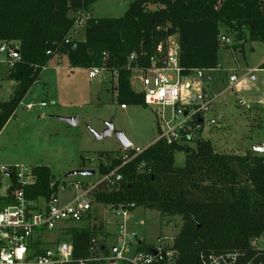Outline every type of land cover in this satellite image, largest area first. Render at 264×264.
Instances as JSON below:
<instances>
[{"label": "trees", "instance_id": "1", "mask_svg": "<svg viewBox=\"0 0 264 264\" xmlns=\"http://www.w3.org/2000/svg\"><path fill=\"white\" fill-rule=\"evenodd\" d=\"M95 1L0 0V40L17 41L23 58L8 73L17 85L10 99L0 102V131L38 81L43 66L58 54L68 58L71 68L117 71L115 89L121 105L145 106L144 94L132 86L133 69L149 68L152 58L161 65L171 36H177L184 75L219 66L222 32L231 33L238 45L244 44L246 32L251 41H264V0H133L120 17L88 18L84 39H68L75 23L73 12L86 11ZM132 54L135 59L130 61ZM177 150L186 155L184 166L175 164ZM132 152L127 148L124 153ZM123 154L101 152L111 165L100 164L99 171L121 164ZM32 168L37 180L25 187L26 197L57 195L60 183L50 166ZM119 171L120 188L100 189L96 200L105 205L135 203L165 218L181 216V228L174 236L178 252L174 264H201L203 254L249 249L250 239L264 233V154L220 153L202 136L194 145L157 140ZM100 231L102 226L88 223L69 229L75 247L72 264L90 257ZM100 244L105 246L104 241ZM150 248L144 241L140 245L141 250ZM104 252L110 250L105 247Z\"/></svg>", "mask_w": 264, "mask_h": 264}, {"label": "rangeland", "instance_id": "2", "mask_svg": "<svg viewBox=\"0 0 264 264\" xmlns=\"http://www.w3.org/2000/svg\"><path fill=\"white\" fill-rule=\"evenodd\" d=\"M131 1L96 0L84 14L88 18L120 17ZM84 29L77 27L70 36L82 40ZM228 35L233 45L221 44L219 66L207 71L201 79L200 87L217 98L213 109L205 115L202 137L211 140L220 153L261 155L252 148L264 142V68L260 67L264 63V41H251L246 32L241 46L231 33ZM105 73L109 81L104 73L91 79L88 69L71 68L65 55L53 57L0 131V161L29 168L40 164L50 166L60 183L59 198L66 202L77 193V182L98 179V163L108 159L101 152H125L116 131L124 134L130 147L145 149L157 141L159 133L153 108L132 104L122 108L114 91L117 81L112 73ZM233 74L237 80L231 85L229 77ZM137 75L131 80L133 88L140 92L142 85ZM16 85L15 80L8 78L6 65H1L0 102L10 99ZM239 101H244V106ZM30 105L33 108L28 109ZM61 117L77 120L72 123ZM211 118L218 120L208 123ZM109 123L113 125L112 134L102 135ZM83 158H86L84 165ZM185 161V153L177 150L176 166H184ZM81 168L95 169L96 175L66 176ZM95 208L94 218L85 222L98 229L102 226L97 239L103 240L115 227L117 218L110 206L95 205ZM138 211L145 223L136 226V230L150 246H157L160 239H173L183 222L179 215L165 218L156 210L139 207ZM60 226L45 235L50 239L69 240Z\"/></svg>", "mask_w": 264, "mask_h": 264}, {"label": "built area", "instance_id": "3", "mask_svg": "<svg viewBox=\"0 0 264 264\" xmlns=\"http://www.w3.org/2000/svg\"><path fill=\"white\" fill-rule=\"evenodd\" d=\"M75 23L70 32L77 27L85 28L88 17L84 11L73 12ZM73 38L72 36L67 37ZM67 39V41H68ZM221 44L233 45L232 38L221 33ZM161 49V47H159ZM179 43L177 36H171L165 57L160 60L152 58L151 66L146 69H133V75L142 85L145 106H151L156 115L158 140L167 144H195L202 136L204 122L200 119L211 111L216 95L200 87V81L194 71L184 75L179 63ZM47 54H51L48 51ZM20 45L17 41L0 40V66L6 65L8 73L22 61ZM135 59L132 54L130 61ZM49 63V62H48ZM48 63L43 69L48 67ZM62 67L61 64L57 65ZM91 79L107 71L105 67L88 68ZM117 81V71L113 74ZM191 79V80H189ZM231 83L237 80L236 75L229 77ZM242 105L244 101H240ZM45 105V103H42ZM125 108L126 105L122 104ZM33 108L30 105L28 109ZM132 153H124L122 163L108 172H100L95 181H79L75 184L77 193L66 202L57 195L49 199L30 200L25 195V187L36 182L33 168L20 164L0 163V264H72L75 260V247L72 239L56 240L49 245L44 243L45 232L55 230L60 223L79 224L93 217L97 208L104 206L96 200L95 193L100 189L112 191L120 188L122 181L121 167L132 160L144 149L130 147ZM111 165L109 159L98 163ZM96 175V174H95ZM6 180L8 181L6 183ZM14 186V188H12ZM110 206L116 222L113 240L109 242L93 239L90 257L78 260L79 264H92L104 260L107 264H174L178 252L173 248L174 238L167 241L160 239L157 246L141 250V237L136 226L144 224L143 218L135 216V203L107 205ZM102 209V208H101ZM105 242L103 247L100 241ZM110 250L105 254L104 249ZM156 250V254L153 252ZM201 264H264V233L253 236L249 249H236L221 253H209L201 256Z\"/></svg>", "mask_w": 264, "mask_h": 264}, {"label": "water", "instance_id": "4", "mask_svg": "<svg viewBox=\"0 0 264 264\" xmlns=\"http://www.w3.org/2000/svg\"><path fill=\"white\" fill-rule=\"evenodd\" d=\"M197 81H200L202 79V76L204 75V71H197ZM191 80V79H189ZM62 119H65L69 122L75 123L76 122V118H71V117H61ZM201 122H204L205 119L201 118L200 119ZM208 123H210V121H207ZM113 132V125L112 123L108 124V128L104 131V133L102 135H110ZM118 136V138L120 139L124 149H127L131 146L130 141L124 136V134L122 132L116 131L115 132ZM102 135H98V138H101ZM253 150L264 154V142L261 145H255L252 148ZM96 174V170L95 169H86V168H81V169H74L72 171H70L69 173L66 174L67 177L69 176H75V175H84V176H94ZM153 252L156 254V250H153Z\"/></svg>", "mask_w": 264, "mask_h": 264}, {"label": "crops", "instance_id": "5", "mask_svg": "<svg viewBox=\"0 0 264 264\" xmlns=\"http://www.w3.org/2000/svg\"><path fill=\"white\" fill-rule=\"evenodd\" d=\"M241 46H243V44H241ZM264 64V63H263ZM262 66V65H261ZM260 66V67H261ZM262 68V67H261ZM213 70V69H212ZM253 70H256L257 71V69L256 68H253ZM209 71V70H208ZM207 72V71H206ZM206 72H204V74L206 73ZM105 76H106V78H107V80L106 81H109L108 80V75H106V73H105ZM196 77L197 76H195L194 78H195V80L197 81V79H196ZM114 79V78H113ZM116 80V79H115ZM131 82H132V80H131ZM200 82H202V80H200ZM201 84V83H200ZM234 83H231V85H233ZM133 86V85H132ZM114 91H115V93H116V89H114ZM217 99V98H216ZM240 102V101H239ZM214 104H215V102H214ZM214 104H213V106H214ZM241 104V103H240ZM242 105V104H241ZM213 106H212V109H213ZM244 106V105H243ZM123 108V107H122ZM125 108H127V107H125ZM211 109V110H212ZM77 120V119H76ZM215 120H218V118H211V119H209L208 121H210V123H212V122H214ZM205 122V121H204ZM85 161H86V158H85V160L82 162V160H81V162H82V165L85 163ZM0 163H5V162H2V161H0ZM7 164H10V163H7ZM59 191H60V188H59ZM78 192V191H77ZM100 206V205H99ZM100 207H102V206H100ZM94 214H93V218H94ZM137 217H141L140 216V214H139V211H138V208H137V210L135 211V216H134V218H137ZM90 219V218H89ZM89 219H87V220H85V221H88ZM85 221H83V222H81V223H79V224H86L87 222H85ZM61 224H63V225H61ZM79 224H71V225H67V224H65V223H60L59 225H58V227L57 228H59V226H60V229L63 231V232H66L68 235H69V237L71 238V235H70V233H69V229L72 227V226H75V225H79ZM135 227H136V225H135ZM56 228V229H57ZM115 230H116V225H115V227L113 228V229H111V231H110V233H109V236H104L102 239L104 240L105 238H107V240L109 241V242H111L112 240H113V237H114V234H115ZM56 240H60V239H50L49 237H47L46 235H45V240H44V243L46 244V245H49L50 243H52V242H54V241H56ZM141 240L142 241H144V239H143V237L141 238ZM145 242V241H144ZM146 243V242H145ZM147 244V243H146ZM151 247H153V246H151Z\"/></svg>", "mask_w": 264, "mask_h": 264}]
</instances>
